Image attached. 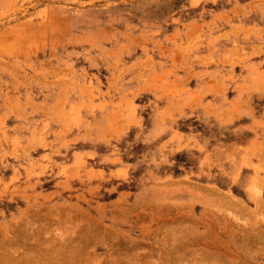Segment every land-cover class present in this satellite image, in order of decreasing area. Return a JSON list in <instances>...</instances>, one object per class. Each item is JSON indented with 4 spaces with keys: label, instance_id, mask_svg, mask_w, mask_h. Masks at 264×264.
<instances>
[{
    "label": "rangeland",
    "instance_id": "1",
    "mask_svg": "<svg viewBox=\"0 0 264 264\" xmlns=\"http://www.w3.org/2000/svg\"><path fill=\"white\" fill-rule=\"evenodd\" d=\"M0 264H264V0H0Z\"/></svg>",
    "mask_w": 264,
    "mask_h": 264
}]
</instances>
